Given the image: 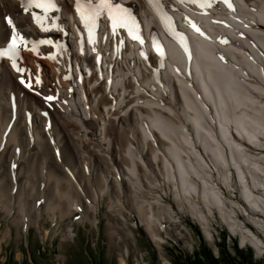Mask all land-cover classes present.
I'll return each instance as SVG.
<instances>
[{
    "label": "bare ground",
    "instance_id": "obj_1",
    "mask_svg": "<svg viewBox=\"0 0 264 264\" xmlns=\"http://www.w3.org/2000/svg\"><path fill=\"white\" fill-rule=\"evenodd\" d=\"M55 1L41 31L32 21L40 9L0 0V47L11 35L4 16L30 46L51 41L16 68L0 61V210L9 222L46 235L47 216L50 237L61 226L70 239L72 215L95 224L107 197L108 223L117 225L114 210L134 213L157 240L156 228L175 221L168 195L206 236L215 216L264 255V0H112L139 40L113 31L105 14L92 43L74 0ZM56 43L53 60L41 57Z\"/></svg>",
    "mask_w": 264,
    "mask_h": 264
},
{
    "label": "rangeland",
    "instance_id": "obj_2",
    "mask_svg": "<svg viewBox=\"0 0 264 264\" xmlns=\"http://www.w3.org/2000/svg\"><path fill=\"white\" fill-rule=\"evenodd\" d=\"M146 194L151 196L150 193ZM162 198L164 208L173 214L175 221H163L162 226L156 228L160 237L157 240L150 236L134 213H130L129 219H124L118 210H114L117 225L108 223L104 215L107 197L97 210L95 224L77 222L75 219L79 212L72 215L73 232L70 239H62L59 233L61 226L50 237L52 221L47 216L44 226L48 231L44 235L43 230L33 225L27 231L22 224L19 227L12 225L6 213L0 210L1 224L8 220L12 229L11 237L7 242H2L0 264H120L121 257L126 261L124 264H161V258L168 264H174L177 255L192 256L201 242L217 256L223 239L230 255L235 252V247L243 251L251 250L254 263L264 264V255H258L252 247L241 243L237 236H232L217 217L213 216L208 223L212 235L206 236L189 215L176 210L168 195ZM17 252L21 253L20 257L16 256Z\"/></svg>",
    "mask_w": 264,
    "mask_h": 264
},
{
    "label": "snow or ice",
    "instance_id": "obj_3",
    "mask_svg": "<svg viewBox=\"0 0 264 264\" xmlns=\"http://www.w3.org/2000/svg\"><path fill=\"white\" fill-rule=\"evenodd\" d=\"M208 6V5H202ZM24 12H28L31 8L40 9L43 15H37L36 12H32V21L40 28L41 31L47 30V14L50 10L56 8L54 0H26V3L22 6ZM74 11L79 17L81 23H83L89 32V43H92L93 28L96 25L97 19L103 15H107L109 21L111 22L113 31L117 27L126 28L128 35L134 39L139 40V36L134 35L136 26L130 23V18L127 17L123 10L120 8L119 4H113L112 0H74ZM3 20L7 22L8 28L11 30L10 37L7 38V47L0 50V56H6L9 60H12V67L16 68L14 58L18 55V50L22 45L29 43L26 41L16 30L13 21L8 17L4 16ZM52 27H56L55 21L52 22ZM143 43V41H140ZM49 40H40L32 42L31 51L35 54L37 51L38 44H50ZM154 49L159 53L160 50L158 46L153 42ZM52 59V55L48 56ZM99 57H97V60ZM18 71H23V69H17ZM21 83H24L22 80ZM26 87H30V84H25ZM46 99L51 100L52 97H46Z\"/></svg>",
    "mask_w": 264,
    "mask_h": 264
},
{
    "label": "trees",
    "instance_id": "obj_4",
    "mask_svg": "<svg viewBox=\"0 0 264 264\" xmlns=\"http://www.w3.org/2000/svg\"><path fill=\"white\" fill-rule=\"evenodd\" d=\"M235 246V244H234ZM203 242L200 243L197 251L192 256H176L174 264H256L252 257L251 250L238 249L232 255L225 247L224 239L220 243L219 254L214 256Z\"/></svg>",
    "mask_w": 264,
    "mask_h": 264
}]
</instances>
